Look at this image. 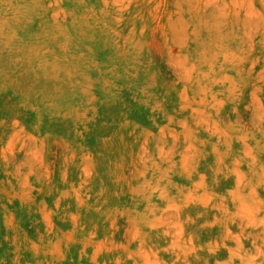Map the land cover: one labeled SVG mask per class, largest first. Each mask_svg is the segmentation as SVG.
Listing matches in <instances>:
<instances>
[{
  "label": "rangeland",
  "instance_id": "1",
  "mask_svg": "<svg viewBox=\"0 0 264 264\" xmlns=\"http://www.w3.org/2000/svg\"><path fill=\"white\" fill-rule=\"evenodd\" d=\"M0 264H264V0H0Z\"/></svg>",
  "mask_w": 264,
  "mask_h": 264
}]
</instances>
